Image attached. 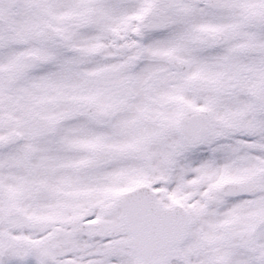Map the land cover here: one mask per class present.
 <instances>
[{
  "label": "snow or ice",
  "instance_id": "1",
  "mask_svg": "<svg viewBox=\"0 0 264 264\" xmlns=\"http://www.w3.org/2000/svg\"><path fill=\"white\" fill-rule=\"evenodd\" d=\"M0 264H264V0H0Z\"/></svg>",
  "mask_w": 264,
  "mask_h": 264
}]
</instances>
